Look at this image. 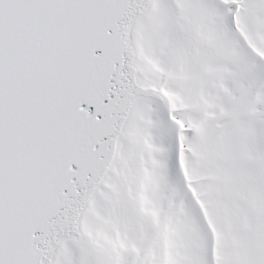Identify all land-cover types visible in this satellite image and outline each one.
Here are the masks:
<instances>
[{
    "label": "snow or ice",
    "instance_id": "snow-or-ice-1",
    "mask_svg": "<svg viewBox=\"0 0 264 264\" xmlns=\"http://www.w3.org/2000/svg\"><path fill=\"white\" fill-rule=\"evenodd\" d=\"M0 264H264V0H0Z\"/></svg>",
    "mask_w": 264,
    "mask_h": 264
}]
</instances>
